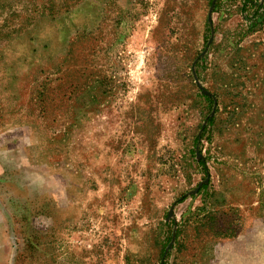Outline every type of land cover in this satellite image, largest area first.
Returning <instances> with one entry per match:
<instances>
[{
  "label": "rangeland",
  "instance_id": "374dc122",
  "mask_svg": "<svg viewBox=\"0 0 264 264\" xmlns=\"http://www.w3.org/2000/svg\"><path fill=\"white\" fill-rule=\"evenodd\" d=\"M263 21L0 0V264H264Z\"/></svg>",
  "mask_w": 264,
  "mask_h": 264
},
{
  "label": "trees",
  "instance_id": "16d2710c",
  "mask_svg": "<svg viewBox=\"0 0 264 264\" xmlns=\"http://www.w3.org/2000/svg\"><path fill=\"white\" fill-rule=\"evenodd\" d=\"M244 10H245V9H242V11H244ZM256 24H257V23L253 21V22L251 23V26H250V28H255ZM260 24H262V25L264 26V21H263V22H261ZM263 28H264V27H263ZM100 87L102 88V87H103V85H102V86H100Z\"/></svg>",
  "mask_w": 264,
  "mask_h": 264
}]
</instances>
